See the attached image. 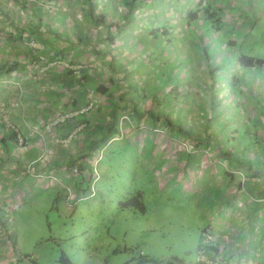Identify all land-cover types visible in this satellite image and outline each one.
<instances>
[{
	"label": "rangeland",
	"instance_id": "rangeland-1",
	"mask_svg": "<svg viewBox=\"0 0 264 264\" xmlns=\"http://www.w3.org/2000/svg\"><path fill=\"white\" fill-rule=\"evenodd\" d=\"M93 1L104 13L103 0ZM212 2L219 30L197 20L208 30L198 29L200 39L187 42L178 35L184 22L177 0L133 2L132 22L159 31L141 40L130 39L129 29L114 31L115 46L99 59L118 62L135 128L85 146L86 157L69 162L70 175L54 173L53 188L21 202L22 216L10 224V264H136L141 257L155 262L140 264H195L203 240L217 242L219 264H264L262 144L249 157L217 155L231 142H248L241 123L252 118L247 107L256 94L246 91H258L264 113V0ZM150 4H157L155 14ZM194 4L186 0L184 9ZM59 19L57 34H73ZM162 27L169 39L161 38ZM201 39L209 61L198 65L194 49ZM99 47L105 50L106 42ZM240 55L253 62L237 63ZM201 66L215 71L199 72Z\"/></svg>",
	"mask_w": 264,
	"mask_h": 264
},
{
	"label": "crops",
	"instance_id": "crops-1",
	"mask_svg": "<svg viewBox=\"0 0 264 264\" xmlns=\"http://www.w3.org/2000/svg\"><path fill=\"white\" fill-rule=\"evenodd\" d=\"M123 1L103 0L98 4L99 9H105L103 13L95 8L93 0H0V264H10L13 259L7 252L10 226L16 225L17 217L23 214L18 212L23 210L21 202L33 199L49 186L53 188L50 178L54 173L70 175L69 162L72 157H86L85 146L93 147L98 140L103 144L115 141L121 137L116 131L123 137L135 128L127 100L129 85L116 76L118 62L114 63L113 56L105 63L99 57L109 54L108 50L115 46L113 33L117 27L129 29L126 33L130 39L138 40L149 39L157 27L134 24L131 16L137 8L127 12ZM185 1L177 0L186 28L178 35L184 42L200 39L198 29L202 27L219 30L218 25L210 27L207 22L208 28L197 25V20L185 21L189 11L206 7L218 19L216 9L209 5L214 0H192L194 6L184 9ZM156 7L157 4H150L154 14ZM57 18H61L60 25H70L73 34L67 29L66 35L60 37L56 32ZM154 22L151 19L147 24ZM193 26H197L195 30H191ZM168 33L161 32V38ZM105 42L106 48L102 50L99 46ZM226 43L232 45L234 41L228 39ZM201 45L202 39L194 49L198 65L205 61L202 49L206 47ZM206 59L209 61L208 54ZM204 67L207 66H201L199 72L206 74L208 69ZM255 92L258 93L255 89L246 91L249 97L256 94L255 102L246 106L252 118L241 125L247 122L248 127L264 132V113L259 111L263 103L257 100ZM258 114L261 119L257 126L251 120ZM122 120L125 131L120 130ZM17 136L22 141H16ZM220 153L219 149L217 155Z\"/></svg>",
	"mask_w": 264,
	"mask_h": 264
},
{
	"label": "trees",
	"instance_id": "trees-1",
	"mask_svg": "<svg viewBox=\"0 0 264 264\" xmlns=\"http://www.w3.org/2000/svg\"><path fill=\"white\" fill-rule=\"evenodd\" d=\"M89 1V0H88ZM135 0H124L123 1V8L126 9L127 12H129L133 7V2ZM143 3V1L140 2V4ZM89 10H92L93 4L92 1L89 2ZM141 7V6H139ZM126 12V13H127ZM216 13H214V11H209L206 8H199L196 10H192L189 11L186 16H185V21L186 23H191L194 22L195 20H203L207 23L210 24V27H216L214 26V23H217V17L215 16ZM127 15V14H126ZM116 28V27H115ZM122 30L120 27H117V31L118 30ZM156 31H159L158 28L153 29L152 33L154 35V33ZM162 32H166L165 28H161ZM110 39V38H109ZM202 56L204 57L205 62L207 61L206 57V48L203 47L202 49ZM237 63H240L241 65H245V66H249L252 62H253V58L252 57H248V56H244V55H240L237 57L236 59ZM256 62H260V60H256ZM208 64V61L206 62ZM209 72H213L215 71V68H209L206 67ZM213 82V81H211ZM210 82V83H211ZM211 86V85H210ZM213 87V84L211 86V88ZM100 90L104 91L105 87H99ZM169 92L172 93V88H169ZM210 101H212L213 99H209ZM209 104H211V102H209ZM254 118L251 121H254L256 123V125L258 126V121H260V117L261 114L258 115H254ZM249 121V120H248ZM249 124H247V122H244V124L241 126L243 127L241 130L244 134H248L246 135V138H248V142L244 143L242 141H237L235 144L233 142H231L229 148L227 147V149L225 150H221V155L223 157H249L250 154H252L254 152V150L257 148V146H259L260 144H262V147L260 149L261 152L264 151V132L259 130V132L248 127ZM238 129H232V131L237 132ZM261 134L263 135L261 137ZM241 138L245 137L243 135L240 136ZM257 137H261V139H257ZM231 140H234L235 138L233 136L230 137ZM17 141V140H16ZM217 146V145H216ZM219 148V146H217ZM220 149V148H219ZM258 149V148H257ZM253 150V151H252ZM240 162V161H239ZM241 163V162H240ZM250 168V164L247 163V169ZM131 201V200H130ZM260 201L261 203L264 204V192L263 195L260 197ZM129 206L131 204V202H127ZM135 205V203H134ZM137 205V204H136ZM264 211V207L263 210ZM210 240H203L202 242L199 243L198 245V249H197V254L200 251L202 253V257L198 258L196 255V263L195 264H219L220 262L224 261L223 258H220L219 260H217V256H218V252H219V245L217 244V242L211 241ZM144 261H152L155 262V259H153L152 257H141L138 262L136 264H140ZM170 264H182V263H178V262H173V261H169Z\"/></svg>",
	"mask_w": 264,
	"mask_h": 264
},
{
	"label": "built area",
	"instance_id": "built-area-1",
	"mask_svg": "<svg viewBox=\"0 0 264 264\" xmlns=\"http://www.w3.org/2000/svg\"><path fill=\"white\" fill-rule=\"evenodd\" d=\"M17 141H22V138L20 136H17ZM197 257H202V253L199 251L198 254H197Z\"/></svg>",
	"mask_w": 264,
	"mask_h": 264
}]
</instances>
